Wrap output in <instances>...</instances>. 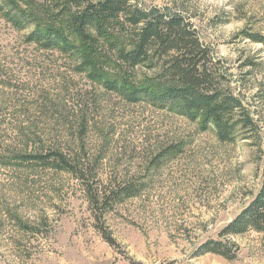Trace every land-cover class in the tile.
<instances>
[{
  "label": "rangeland",
  "instance_id": "1",
  "mask_svg": "<svg viewBox=\"0 0 264 264\" xmlns=\"http://www.w3.org/2000/svg\"><path fill=\"white\" fill-rule=\"evenodd\" d=\"M136 4L191 19L212 50L218 86L244 101L254 131L221 142L184 116L131 104L76 59L28 43V31L0 14V154L14 160L0 168V264H264L263 233L220 238L263 184L264 45L250 35L264 37V0ZM98 69L135 84L156 73L114 59ZM48 146H83L102 179L119 177L143 190L99 221L70 174L13 164ZM173 147L182 152L164 153ZM16 215L36 230H24ZM210 240L231 241L237 259L196 256Z\"/></svg>",
  "mask_w": 264,
  "mask_h": 264
},
{
  "label": "trees",
  "instance_id": "2",
  "mask_svg": "<svg viewBox=\"0 0 264 264\" xmlns=\"http://www.w3.org/2000/svg\"><path fill=\"white\" fill-rule=\"evenodd\" d=\"M0 14L15 29L28 31V43L47 50L58 49L76 59L82 68L96 73L92 74L96 81L131 104L147 103L184 116L202 131H215L221 142H233L239 131L252 132L256 127L244 101L218 86L212 50L202 43L191 19L180 12L169 8L143 9L136 0H0ZM250 38L264 45L263 36ZM113 59L124 68L148 66L156 73L136 84L127 75L105 78L98 68ZM3 132L0 129V134ZM181 152L179 147L164 151L171 155ZM18 158L21 163L13 164L73 176L87 194L99 221L143 190L119 177L102 179L98 162L88 159L83 146L42 147ZM13 161L0 154V168L11 166ZM262 180L259 194L223 229L220 238L251 230L264 234V167ZM16 216L24 230H36ZM103 234L108 243L116 244L105 229ZM238 252L231 241L210 240L201 245L196 256L216 254L235 260Z\"/></svg>",
  "mask_w": 264,
  "mask_h": 264
}]
</instances>
